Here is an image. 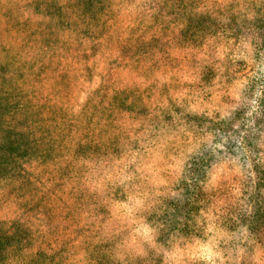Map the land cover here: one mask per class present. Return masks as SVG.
<instances>
[{
  "label": "trees",
  "instance_id": "obj_1",
  "mask_svg": "<svg viewBox=\"0 0 264 264\" xmlns=\"http://www.w3.org/2000/svg\"><path fill=\"white\" fill-rule=\"evenodd\" d=\"M0 41V264H264V0H0ZM112 56L136 80L61 123Z\"/></svg>",
  "mask_w": 264,
  "mask_h": 264
},
{
  "label": "rangeland",
  "instance_id": "obj_2",
  "mask_svg": "<svg viewBox=\"0 0 264 264\" xmlns=\"http://www.w3.org/2000/svg\"><path fill=\"white\" fill-rule=\"evenodd\" d=\"M13 1L16 3L20 2V0ZM130 10V7L122 9L119 14L114 16V20L117 21L118 26L120 27V29H118L117 27L116 29L120 30L121 32L127 31L130 27ZM110 24L113 23L107 22V25ZM1 26H4V24H1ZM9 43H12V47L16 46L14 44L17 43V40L14 38ZM72 52L73 55L69 54L71 53V51L67 53L68 57L64 60V62L68 64V67H77L78 63L80 62V58L76 57L75 51ZM122 61L123 60L121 57L117 58L116 61H113V56L109 59L103 57L96 58L94 61L95 71L92 77H88L81 73L75 74L74 72L70 71L72 73L69 74L70 84L68 88L59 90L56 93L51 94V100L57 102L58 108L61 111V117L63 119V122L61 123H66L65 125L72 124L75 118H81V115L87 109L88 100L91 97L89 91L95 90L101 81L108 84H118L120 88L123 87L124 84L130 85V83L136 80L137 76L134 74V72L132 74V71L134 69L130 68L129 64L118 65V63ZM157 78L160 80H167V77L161 74L158 75ZM51 79L53 81L54 77H52ZM226 173V171L223 172V170L220 168H215L210 173L208 183L214 184L220 177H223V175H228ZM49 204H52V202L50 201ZM17 207L18 203L15 201L14 197L9 196L6 203L0 204V219H9L11 217H16L17 215H19V212H15ZM22 220L25 221L27 225L32 226L35 229L33 230V234L35 236L45 237V233L47 230L44 214H27L22 218ZM58 222H61V218H58ZM179 258L181 259L183 258V256H180Z\"/></svg>",
  "mask_w": 264,
  "mask_h": 264
}]
</instances>
